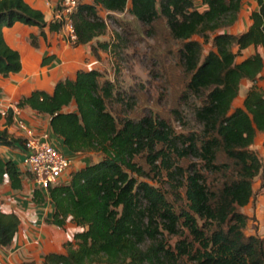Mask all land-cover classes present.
<instances>
[{
	"label": "trees",
	"instance_id": "obj_1",
	"mask_svg": "<svg viewBox=\"0 0 264 264\" xmlns=\"http://www.w3.org/2000/svg\"><path fill=\"white\" fill-rule=\"evenodd\" d=\"M241 2L80 1L72 16L73 47L111 49L108 42L98 40L107 30L101 13H127L148 32L157 22L163 24L169 38L180 45L179 61L188 76L185 96L201 99L194 109L201 130L175 135L163 119L152 116L119 123L107 108L115 84L102 81V72L94 69L79 70L74 80L57 82L50 95L36 90L17 102V108L48 116L50 131L61 140L66 155H102L99 162L71 173L66 184L50 187L45 194L32 190L33 204L49 199L53 205L48 224L63 228L69 220L81 228L63 245L64 254L47 253L40 264H264V238L244 234L247 216L240 212L251 202L253 183L264 169L251 149L257 135L264 133V93L258 85L264 68L258 51L264 50V0L256 1L258 9L250 15L248 30L233 35L225 29L238 20ZM16 23L37 28L44 40L46 32L63 29L61 21L46 22L42 12L24 0H0L4 78L21 71L19 53L3 37V29ZM30 44L36 47L37 37L31 36ZM206 44L212 49L201 59ZM250 48L253 52L236 62ZM52 59L43 58L42 65ZM244 80L250 86L242 105L232 108ZM71 104L75 109L65 112ZM0 123V147L13 149L23 143L8 133L11 110L4 117L0 114ZM141 155L148 173L135 162ZM175 158H193L202 169L194 164L182 167ZM26 173L12 160L0 158V185L7 179L11 190L20 191ZM149 173L152 178L164 174L170 192L138 181ZM208 175L214 177L212 182ZM169 196L183 203L178 211ZM159 223L170 235L187 236L169 248L157 240ZM19 225V218L3 213L0 206V248L12 244ZM145 240L151 244L142 248Z\"/></svg>",
	"mask_w": 264,
	"mask_h": 264
},
{
	"label": "rangeland",
	"instance_id": "obj_2",
	"mask_svg": "<svg viewBox=\"0 0 264 264\" xmlns=\"http://www.w3.org/2000/svg\"><path fill=\"white\" fill-rule=\"evenodd\" d=\"M243 5L236 25L226 28L227 32L240 33L248 29L249 17L256 6V0H245ZM101 16L106 21L107 30L105 35L99 38V41L108 42L111 49L105 51L98 47L95 49L90 48L93 57L101 68L102 81L109 80L115 84L114 97L107 103V108L115 119L121 123L126 118L136 120L143 116H152L163 119L175 135L200 132L201 126L195 120L194 109L201 104V99L189 95L185 96L184 89L188 76L179 61L178 51L180 45L169 38L163 24L157 22L153 30L148 32L147 27L137 23L127 13L111 16L101 13ZM17 24L21 25L20 23ZM4 30H7V28H4ZM93 46L96 47V43ZM202 46L201 59L212 49L210 44ZM259 52L263 56L264 63V50L259 49ZM251 53V50L244 51L237 57L236 62ZM262 76L258 81V85L264 93V68ZM249 86V82L245 80L241 82L238 97L233 102L232 108L241 107ZM10 104L12 103L3 102L0 104V111H6ZM251 149L257 154L264 168V133L257 135ZM101 159L102 155L97 152L79 154L72 158L74 164L68 170L67 176L70 178V174L79 168L95 164ZM135 162L148 173L145 155L136 158ZM174 162L182 167L194 164L202 169L199 162L193 158L187 160H176L175 158ZM155 164H159V161ZM148 175L150 176L140 178L138 181H147L153 186L162 187V190L170 192L164 184V174H161L162 177L153 178V174L149 173ZM207 178L208 183L214 180V177L209 175ZM253 184L254 195L251 202L240 209V212L247 216L244 234L264 238V169ZM28 185H24L25 188ZM29 187L27 193L18 194V199L23 202L22 210H25L23 213L29 211L28 206H32L30 193L33 188L30 185ZM1 196L0 204L6 209L9 196ZM169 200L177 211L183 205V203L175 202L173 197L169 196ZM63 231L64 236H67L66 242H68L81 229L68 221ZM158 232L157 240H162L169 248H174L179 240L187 236L186 232L181 236L170 235L160 223ZM150 244V240H145L142 248H146Z\"/></svg>",
	"mask_w": 264,
	"mask_h": 264
},
{
	"label": "crops",
	"instance_id": "obj_3",
	"mask_svg": "<svg viewBox=\"0 0 264 264\" xmlns=\"http://www.w3.org/2000/svg\"><path fill=\"white\" fill-rule=\"evenodd\" d=\"M24 1L32 8L41 11L46 22L53 20V11L45 6L42 0ZM89 1L85 0V2ZM244 1L242 0L241 2V9L244 6ZM257 9L256 2L253 11ZM250 25L251 20L249 17L248 28ZM244 32L228 33L238 35ZM38 33L39 31L35 27H28L22 24L18 25L17 23L13 27L7 28V30L3 29L5 42L20 55L21 71L17 74H10L5 78L0 76V104L3 102H11L12 104L9 107L14 106L22 98L28 97L36 90L46 92L50 95L57 82L65 79L74 80L79 70L88 71L94 69L101 71L98 62L93 57L90 48L91 45L73 47L72 43L68 41L64 30H61L57 34L46 32V40L39 37ZM31 36L37 37L36 47L30 44ZM249 50L252 51L251 48L246 51ZM49 56H53V59L46 62L45 65H42L43 58ZM74 109L75 105L71 104L69 107L64 108V111H73ZM18 118L22 119L28 127L49 131L53 143L63 151L61 140L50 131L48 116L39 115L30 108L23 107L19 108ZM0 128H2L1 123ZM7 130L14 138L22 140L21 132L17 129L14 121ZM77 155L68 156L75 158ZM0 158L5 161L12 160L20 172L23 174L28 173L23 164L25 158L23 144H18L13 149L0 147ZM29 175H23L22 189L20 191L11 190L7 179L0 185V200L2 199L1 195L9 196L7 198L8 204H6V209L0 204L2 212L6 214L14 213L20 220V225L12 244L7 248H0V264H24L31 262L40 264L42 262V255L47 253H65L63 245L67 241V236H64L63 229L66 224L63 228H58L47 223V220L53 213V205L49 199L42 205L37 206L33 204L30 198L32 206H28L29 211L23 213L25 211L22 210L23 202H21V199H18V194L27 193L29 191L27 189L30 188L29 185L33 188L32 178ZM24 185L28 186L25 188ZM29 213H31L30 216ZM46 218L48 219L46 220Z\"/></svg>",
	"mask_w": 264,
	"mask_h": 264
},
{
	"label": "built area",
	"instance_id": "obj_4",
	"mask_svg": "<svg viewBox=\"0 0 264 264\" xmlns=\"http://www.w3.org/2000/svg\"><path fill=\"white\" fill-rule=\"evenodd\" d=\"M44 5L53 11L52 21H61L69 42L73 43L76 36L73 29L72 16L77 11L81 0H42ZM12 111L14 124L21 132L25 158L23 164L31 175L33 189L47 193L50 187L66 184L69 181L68 170L74 164L72 157L66 155L52 141L47 130H37L26 126L19 119V108L9 107ZM6 111L0 114L4 117Z\"/></svg>",
	"mask_w": 264,
	"mask_h": 264
}]
</instances>
